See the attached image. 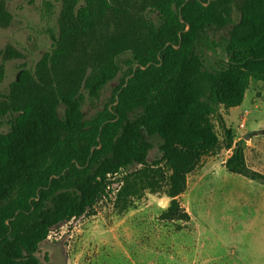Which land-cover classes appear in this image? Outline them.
<instances>
[{
	"label": "trees",
	"instance_id": "obj_1",
	"mask_svg": "<svg viewBox=\"0 0 264 264\" xmlns=\"http://www.w3.org/2000/svg\"><path fill=\"white\" fill-rule=\"evenodd\" d=\"M54 9L43 1L44 15ZM11 22L0 0V26ZM50 37L0 92V264H51L38 256L51 229L91 213L120 170L118 212L163 194L160 219L177 229L191 221L179 200L187 175L212 151L231 150L226 170L264 183L223 117L222 144L212 121L242 103L250 79L264 81V0H60ZM205 50L222 56L208 62ZM22 56L0 50V83L6 62ZM119 74L110 105L96 109Z\"/></svg>",
	"mask_w": 264,
	"mask_h": 264
},
{
	"label": "rangeland",
	"instance_id": "obj_2",
	"mask_svg": "<svg viewBox=\"0 0 264 264\" xmlns=\"http://www.w3.org/2000/svg\"><path fill=\"white\" fill-rule=\"evenodd\" d=\"M6 1L13 22L0 26V50L14 46L23 56L6 62L5 77L0 83L2 93L17 79L21 66L34 67L50 49V33L60 4V0H50L55 9L48 17L42 11L45 0ZM233 17H237L235 12ZM221 35L226 36L227 31H218L213 37ZM203 56L210 62L222 53L205 50ZM122 79L119 74L105 86L96 109L110 105ZM248 88L239 106L228 110L219 107L212 121L222 144L224 131L217 119L218 115L223 117L224 125L247 145V166L264 174V81L250 79ZM83 111L90 117L95 109L85 105ZM152 141L156 145L160 140ZM156 149L150 151L148 160L158 154ZM220 160L211 171L199 162L187 175V189L179 198L191 217L185 227L177 229L174 222L160 219L169 204L163 194L146 192L119 213L114 201L126 174L120 170L109 175V194L91 213L51 229L38 256L42 259L47 253L51 264H189L187 254L199 260L207 257L205 264H264V236L259 234V229L264 228V206L255 199L264 198V183L227 171ZM202 171L207 172L196 179ZM258 205L262 206L259 211ZM250 220L254 222L248 230L244 225Z\"/></svg>",
	"mask_w": 264,
	"mask_h": 264
},
{
	"label": "crops",
	"instance_id": "obj_3",
	"mask_svg": "<svg viewBox=\"0 0 264 264\" xmlns=\"http://www.w3.org/2000/svg\"><path fill=\"white\" fill-rule=\"evenodd\" d=\"M233 108V107H232ZM240 126L242 127L243 126V122L240 124ZM236 135V134H235ZM237 140H239V137L238 136H236L235 137V141H237ZM246 143L244 144V156H245V161H246V163H247V152H246ZM230 154H231V150H227V149H225V148H220V149H217V150H214V151H212L211 153H209V154H207V155H205V156H203L202 158H201V161H200V164L201 165H205V166H209L207 169L208 170H213V168H215L216 167V160H218V159H221L220 160V163L222 164V166H224V163H225V161H226V159L230 156ZM248 164V163H247ZM207 172V171H206ZM206 172H204V171H202L201 173H198V175L196 176V179H199V178H203V176L205 175V173ZM256 199V202H258L260 205H262L261 204V202H263V205L262 206H264V198L263 197H256L255 198ZM251 200V202L253 201L254 202V199H251V198H249V201ZM245 202V201H244ZM243 202V203H244ZM247 202V201H246ZM245 204V203H244ZM260 205H258L257 206V208H256V210L257 211H259L260 210V208L262 207V206H260ZM264 209V208H263ZM253 220H250L248 223H246L245 225H244V228L247 226V228L246 229H250L251 227H252V225H253ZM237 234V233H236ZM259 234H261V236H264V228H261V229H259ZM263 243H264V240L262 241ZM263 246H264V244H263ZM187 261H188V263L189 264H205L206 263V261H208L207 260V257L206 258H203V259H201V260H199V259H195L194 257H193V255H188L187 254Z\"/></svg>",
	"mask_w": 264,
	"mask_h": 264
},
{
	"label": "water",
	"instance_id": "obj_4",
	"mask_svg": "<svg viewBox=\"0 0 264 264\" xmlns=\"http://www.w3.org/2000/svg\"><path fill=\"white\" fill-rule=\"evenodd\" d=\"M207 4H208V3H205L204 5L206 6ZM187 29H189V26H188V25H186V29H185V30H187ZM176 48H177V47H176ZM137 66H138V65H137ZM137 66H134L133 71L136 70ZM140 68H141V69H145L146 66H140Z\"/></svg>",
	"mask_w": 264,
	"mask_h": 264
},
{
	"label": "built area",
	"instance_id": "obj_5",
	"mask_svg": "<svg viewBox=\"0 0 264 264\" xmlns=\"http://www.w3.org/2000/svg\"><path fill=\"white\" fill-rule=\"evenodd\" d=\"M116 174V173H115ZM113 175V174H112ZM108 177H109V175H108ZM107 190H109L110 191V186L108 185L107 186ZM108 194H109V192H108Z\"/></svg>",
	"mask_w": 264,
	"mask_h": 264
}]
</instances>
